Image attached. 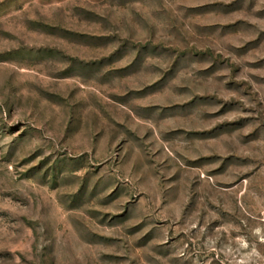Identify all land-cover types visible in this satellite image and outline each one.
Masks as SVG:
<instances>
[{"label": "rangeland", "instance_id": "374dc122", "mask_svg": "<svg viewBox=\"0 0 264 264\" xmlns=\"http://www.w3.org/2000/svg\"><path fill=\"white\" fill-rule=\"evenodd\" d=\"M0 264H264V0H0Z\"/></svg>", "mask_w": 264, "mask_h": 264}]
</instances>
